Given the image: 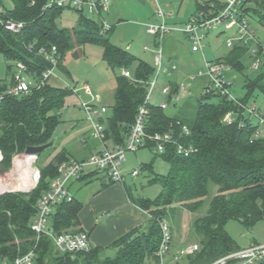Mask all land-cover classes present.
Masks as SVG:
<instances>
[{
    "label": "trees",
    "instance_id": "16d2710c",
    "mask_svg": "<svg viewBox=\"0 0 264 264\" xmlns=\"http://www.w3.org/2000/svg\"><path fill=\"white\" fill-rule=\"evenodd\" d=\"M11 1L12 8L0 3L3 9L0 12V53L7 60L24 62L29 76L40 77L49 66L37 54L38 49L56 46L61 55L59 71L70 77V71L64 65L67 55L80 53L87 44L102 47L103 59L110 68L131 72L132 79L122 73L116 75L114 104L106 119V138L123 144L147 95V82L156 68L113 44L110 41L112 28L102 34L94 19L79 14L76 26L61 27L57 20L67 8H45L48 0ZM254 1L257 6H249V12L264 20L263 0ZM9 19L24 22L22 31L16 33L7 29L5 21ZM246 49V46L235 45L225 56L215 60L225 61L233 69L242 70L241 56ZM13 78L14 72L10 84L0 82V94L3 95L0 100V165L4 172L12 167L14 157L25 152L28 146L53 140L60 123L58 111L63 108L66 97L73 94L71 89L58 85L56 79H52L28 94L10 95L6 91L13 85ZM243 87L246 91L239 96L240 100L245 105H252L255 91L264 93V73L254 80H244ZM172 91L174 93L168 96L170 99L177 94L178 87ZM213 97L218 100L211 101ZM229 111L236 112L232 123L223 120ZM243 112V108L216 91L202 93L191 119L169 115L159 104L150 103L147 131L154 133L173 129L180 137L182 125H186L190 133L180 138L194 145L196 151L190 156H182L173 146H168L164 153L156 154L170 165L167 174H155L149 180L150 183H160L161 192L155 199H131L150 215L146 226L130 230L107 247H93L90 251L62 252L49 235L42 234L38 238L32 229L40 197L50 189L52 180L58 175V165L69 159L68 150L61 151L47 165L38 166L39 181L31 191L0 195V263L34 250L35 264H155L159 260L156 251L161 242L159 219L165 217L174 205L192 212L200 210L213 184L218 186L217 192L211 198L207 212L197 217L193 224L201 248L178 264H208L240 249L226 230L227 222L235 219L252 228L264 221V136H254L259 125L252 120L247 119L240 126ZM142 168L152 169V164H145ZM96 173L92 171L91 174ZM86 176L79 178L84 180ZM110 182L114 183L111 179ZM104 184L103 187L108 186ZM128 195L131 197L129 189ZM56 208L52 213L53 233L82 230L79 213L83 202L80 198L74 195L72 200L63 201ZM107 250H113L114 254L110 255ZM257 264H264V260Z\"/></svg>",
    "mask_w": 264,
    "mask_h": 264
},
{
    "label": "built area",
    "instance_id": "2783aa9c",
    "mask_svg": "<svg viewBox=\"0 0 264 264\" xmlns=\"http://www.w3.org/2000/svg\"><path fill=\"white\" fill-rule=\"evenodd\" d=\"M196 10L184 24L183 32L186 33L191 41V50L201 53L202 67L196 70L195 74L189 75L192 80L198 81L205 78L204 91H216L221 96L244 109L243 118L240 126L248 120L254 121L259 125L255 133L256 138L264 136V112L256 105H245L241 102L240 97L233 91V83L225 76L226 72L232 67L222 60H214L207 58L205 54V38L208 33L217 31L222 27V32H230L226 38V45L230 48L235 45L246 46L250 50L251 56L254 58L253 67L259 69L264 59V43L257 39L255 31L251 28L250 12L248 10L250 3L254 0H195ZM111 0H48L45 8L58 6L62 8L72 9L79 14H83L98 23L101 27V33L105 34L111 30L112 25L107 22L103 14L108 11ZM1 11L3 9L1 8ZM155 15L157 22L147 23L150 33L157 37L158 48L155 55L156 77L154 80L147 82L148 92L144 102L139 106L134 122L125 138L123 144L114 143L106 138V114L109 108L103 103L90 85L85 84L83 91L87 99L80 96V108L86 115L94 138L100 141V146L84 159H68L58 165V175L52 180L50 189L47 190L38 201V211L32 223V229L39 238L42 234L49 235L55 246L62 252H80L90 251L93 248L89 232L81 230L79 232H63L60 234L49 233L46 228L49 218L59 203L70 201L73 195L70 189V183L73 179L80 177L85 173L94 170L104 172L105 175L116 183L125 182L126 176L137 177L140 170L133 169L129 174L126 173L127 152H136L141 148H148L155 154H162L168 146H173L176 152L182 156H190L196 148L191 143L181 140V136L189 135L190 131L186 125H182L180 137L173 129L150 133L147 131V122L149 116V104L154 90L157 86L158 74L164 68L163 58L164 49L163 41L165 35L172 30L180 29L167 23V19L173 15L169 8L160 5L159 2L155 6ZM7 29L13 32H20L24 27V22L7 20L5 21ZM145 49H148L145 47ZM38 55L43 57L49 66L45 69L40 77H31L28 74V67L22 61H15L13 85L8 88L6 93L14 96H22L28 94L33 88H41L52 79L65 83V78L59 71V63L61 55L56 46L51 48L41 47L38 49ZM177 69L176 65H171L170 70ZM166 70V69H165ZM122 75L132 79V74L128 69H122ZM192 83L180 84L178 90L188 92L192 87ZM73 93H78V89L71 88ZM172 92V85L167 84L161 88L164 96H169ZM3 95L0 94V100ZM179 100V97H176ZM162 108L167 107L166 103H161ZM236 112L229 111L224 116L226 123H232L235 120ZM161 228V242L159 249L156 251L158 261L155 264H178L182 263L186 258L195 255L200 250L199 242L181 248L176 252H172L173 230L168 218L159 219ZM36 252L31 250L24 255L15 259H4L0 264H35ZM264 260V243H253L248 247L240 248L208 264H257Z\"/></svg>",
    "mask_w": 264,
    "mask_h": 264
},
{
    "label": "rangeland",
    "instance_id": "374dc122",
    "mask_svg": "<svg viewBox=\"0 0 264 264\" xmlns=\"http://www.w3.org/2000/svg\"><path fill=\"white\" fill-rule=\"evenodd\" d=\"M111 2L112 7L114 4L118 3V8L122 11V14H120L127 24L119 23V21L115 23L120 25L115 27V29L110 33V41L115 45L129 50L131 53L141 56L152 66L156 67L155 49L158 48L159 45L155 41V36L150 33L147 26H145L146 22H144L145 18L143 15L141 16L142 18H140L138 15L134 16L132 13L134 12V9L137 10L140 8L144 9L146 13H150V11L154 9L155 0H111ZM158 2L161 6L169 8L170 11L175 13L180 7L190 6L194 9L193 13L196 9L195 0H158ZM0 3L6 8L13 7L11 0H0ZM250 6L256 7L257 3L253 1L250 3ZM0 12H2L1 6ZM262 13H264V7L262 9ZM78 20V12L72 9H65L61 17L58 18L57 22L61 27H73L78 24ZM106 20L109 24L111 23L109 21L110 19L107 18ZM111 20L113 19L111 18ZM96 22L100 23L98 18ZM133 22L143 27V30L139 31L140 29L138 26H133ZM250 24L251 28L255 31L257 39L264 43V20H261L258 15L251 12ZM183 27L184 25H181L180 29L183 30ZM221 29L222 27H219L218 30L215 31L219 34V36H216L217 38L215 37L216 34L214 32L205 38V54L209 59L219 58L223 55V53H228L232 49L226 47L225 44V40L229 36L230 32L220 33ZM178 34L180 37H183L181 40L185 45V48L184 46H180L176 51L178 57L174 60V63H176L178 69L175 71L170 70L171 60L164 55V68L158 74L157 86L152 95L151 103H166L167 107L164 109L169 115L177 116L183 119H191L197 111L198 103L203 93L201 86L203 87L206 79L201 78L197 82L192 80L190 76L186 75V71H188L190 75L196 73L195 70L193 71L190 69V62H195L198 69L202 67L201 53L191 54L190 44L187 42L183 33L180 32ZM145 46H147L148 49H145ZM249 50V48L248 50L246 49L244 54L241 56L242 70L233 69V71L226 72L225 75L228 80L233 83V91L237 96H241L246 91L243 87L244 80H254L259 75L264 73V59L261 67L259 69H255L253 67L254 58L251 56ZM64 65L68 67L71 75L68 77L61 72L60 73L63 78H65L66 84L71 88L78 89V93L68 95L63 108L58 111V114L60 112L61 115L59 116L60 123L54 133V144L42 151L38 162V158L35 159L32 166L35 172L36 169L39 170L38 166L43 167L47 165L49 162L54 160L58 153L63 150H68L69 159H80V157H87L88 154L96 148V146H100V141L93 137L91 125L86 118V115L80 108V96L82 99H87L82 88L85 84L90 85L93 91L103 99L109 108V111L106 114L107 117V115L111 113V107L114 104L116 75H120L122 73V69H112L108 66L103 59L102 47L94 44L85 45L78 54L70 52L67 55ZM15 70L14 61L7 60L4 55L0 53V82L10 84ZM131 71L133 72L134 69L131 68ZM156 73L157 71L152 74L150 78L151 80L155 79L157 76ZM169 81H181V83L186 84L192 83L194 87L186 95L181 96L180 100H177L175 96L170 99L161 93L162 86L167 85ZM55 82H57L58 85L65 87V83L61 84L59 80H55ZM217 100V97H213L211 99V101ZM251 102L257 107H260L264 112V93L256 90ZM22 154L24 153L19 155ZM127 159V166L130 168V172L133 169L140 170V174L137 177H130L127 175L124 183L114 182L111 184L108 175H105L104 172L94 170L97 171V176L91 181H85L83 183H80L79 181L75 182V185L71 190L72 195H75L78 198H83L84 203L85 201L86 203H89L94 197L99 195L97 193L106 190L108 192L106 198L109 200L121 201V199L123 200V197L129 196V189L131 194V197L129 196L130 200L132 198L137 201L142 198L155 199L161 192L162 185L160 183H150L149 180L155 176V174H167L170 169L169 163L148 148H141L136 152H127ZM145 164H152V169L142 168ZM13 166L14 160L12 167L8 171L4 172L1 168L0 173L6 174L13 168ZM73 180L76 181V179ZM104 183L108 184V186L105 189H101ZM117 187H120L122 190H119ZM217 188L218 186L214 184L211 185L203 207L196 212L181 208L178 205H174L173 208L169 209V212L165 215V217L168 218L171 223L172 230L174 231L172 247L174 244L183 248L195 242H199L193 224L197 217L207 212L209 202L216 194ZM56 210L57 208L54 207L53 213H55ZM110 214L113 215L112 213ZM144 216L146 219L148 218L147 215ZM53 222L54 214L50 216L49 223L46 228V231L49 233H53ZM226 230L236 240L240 248L248 247L253 243H264V221L259 222L252 228H247L238 220L231 219L226 224ZM172 247L171 250L173 252L174 249ZM108 252L110 255L114 254L111 250Z\"/></svg>",
    "mask_w": 264,
    "mask_h": 264
},
{
    "label": "crops",
    "instance_id": "0c3cea01",
    "mask_svg": "<svg viewBox=\"0 0 264 264\" xmlns=\"http://www.w3.org/2000/svg\"><path fill=\"white\" fill-rule=\"evenodd\" d=\"M157 2H158V0H155V2H154L155 6H156ZM155 6H154V9L152 11H150V13H148V12L146 13V11H144V9H142V8L137 9V10L134 9V12H132V13L134 16L138 15V17H140V18H142L141 16L143 15V17L145 18L144 22H146L145 26H147V23L158 21V18L155 15ZM118 7H119L118 3L114 4L112 7V2H111L108 11H106L103 14L105 19H107V18L110 19L109 21L111 22L110 24L112 25V31L115 29V27H118V25H120V24H115L118 21H119V23L127 24V22H125V20L121 16V14H122L121 9H119ZM193 10L194 9L191 8L190 6L180 7L176 13L173 12V15L169 17V19L167 20V23L170 25H173V26H177V28H180L181 25L183 26L188 21V19L190 18L189 16L193 14ZM111 18L113 20H111ZM169 20H171V21H169ZM122 21H124V22H122ZM133 24H134L133 26H135V25L138 26V28L140 29L139 31L143 30V27H141L140 25L136 24L135 22H133ZM135 28H137V27H135ZM180 32L183 33L187 42L190 44V51H191L190 53L191 54L198 53V52H193L191 50L192 44H191V41L189 40V37L186 33H184L181 29L172 30L171 32H169L165 35L164 44H163L164 55H166V57L171 60V65H176V63H174V60L177 59V57H178L177 52H176L177 49L180 46H184V48H185L184 42H182V40H181L183 37H180V35L178 34ZM211 33H213V32L208 33L207 36H209ZM214 33L216 34L215 37L219 36V34H217L215 31H214ZM155 41L158 44L156 36H155ZM225 44H226V42H225ZM145 47H147V46H145ZM226 47H228V46L226 45ZM228 48H230V47H228ZM156 49H155V55H156ZM133 54H135V53H133ZM226 54H227V52L223 53L222 56H225ZM136 56H138V55H136ZM222 56H220L219 58H221ZM138 57L145 60L141 56H138ZM211 59L215 60L218 58H211ZM146 62H148V61H146ZM189 65H191L190 69L193 71L194 70L196 71L198 69L197 65L193 61L190 62ZM177 69H178V66H177ZM230 71H233V68ZM186 73H187L186 75H188V76L190 75L188 73V71H186ZM168 84L172 85V90H173V88H175L176 86L178 87L182 83H181V81H177V82L169 81ZM183 84H186V83H183ZM193 87H194V85H192L190 90ZM201 89H202V92H204V85H203V87L201 86ZM188 92H186V93L182 92L181 93L178 90L177 94L174 96L179 97L181 99V96L186 95ZM173 93L174 92L172 91L171 94H173ZM102 101H103V99H102ZM156 104L161 105L160 102L159 103L157 102ZM97 148L98 147L96 146V148H94V150H92L91 153H93ZM90 154H88V156ZM83 158H86V157L85 156L80 157V159H83ZM127 162H128V159H127ZM127 162L125 165V168H126L125 170H126V173L129 174L130 168H128ZM91 173L92 172L85 173V174L81 175V176L88 175V176H86V178L84 180H80L79 177L76 178V181L72 180L70 183V189L72 190V188L75 185V182L79 181L80 183H83L85 181H91L94 177L97 176V174L92 175ZM105 188H107V186L103 187V185H102L101 189H105ZM117 188L119 190H122V189H120V187H117ZM106 192L107 191L104 190V191L97 193L99 195L94 197L93 200H91L89 203H86V201L84 203V199L80 198L83 202V208L81 209V211L79 213L80 229L89 232L93 247L103 248V247L109 246L115 239H117L121 235L129 232L130 230H132L136 227L146 226L148 219L150 217V215L147 213V211L143 210L137 204L132 202L129 199V196L123 197V200L121 199V201L109 200L108 198H106L108 195V192L107 193ZM110 213H112L113 215H111ZM144 215H147L148 218L146 219V217ZM173 234H174V231H173ZM172 248L174 249L173 252H176V251L181 249L180 246H177L174 244H173ZM108 251L109 250H107V252ZM111 251L114 252L113 250H111Z\"/></svg>",
    "mask_w": 264,
    "mask_h": 264
},
{
    "label": "bare ground",
    "instance_id": "6f19581e",
    "mask_svg": "<svg viewBox=\"0 0 264 264\" xmlns=\"http://www.w3.org/2000/svg\"><path fill=\"white\" fill-rule=\"evenodd\" d=\"M35 159L36 156L32 154L24 153L16 156L13 168L6 174L0 173V193L33 188L38 179V170L36 169L35 172L32 168Z\"/></svg>",
    "mask_w": 264,
    "mask_h": 264
},
{
    "label": "water",
    "instance_id": "95a60500",
    "mask_svg": "<svg viewBox=\"0 0 264 264\" xmlns=\"http://www.w3.org/2000/svg\"><path fill=\"white\" fill-rule=\"evenodd\" d=\"M53 144H54V140H52V141H50L48 143L42 144V145H37V146H33L32 145V146H28L26 148L25 152H23V153L35 155L36 156V159H37L39 153H41L42 151H44L46 148L52 146ZM0 153H1V151H0ZM1 159H2V153H1ZM0 169H1V165H0ZM39 177H40V171L38 170V179H37V182L39 181ZM37 182L34 185V187L37 185ZM33 188H31L29 190H8V191H4V192L0 193V195L3 194V193H5V192H12V191H24V192H28V191H31Z\"/></svg>",
    "mask_w": 264,
    "mask_h": 264
}]
</instances>
